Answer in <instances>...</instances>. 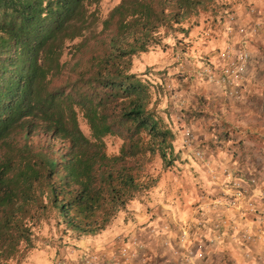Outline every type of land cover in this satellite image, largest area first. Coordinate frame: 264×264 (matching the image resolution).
Returning <instances> with one entry per match:
<instances>
[{"label":"trees","instance_id":"trees-1","mask_svg":"<svg viewBox=\"0 0 264 264\" xmlns=\"http://www.w3.org/2000/svg\"><path fill=\"white\" fill-rule=\"evenodd\" d=\"M230 1L120 0L103 14V0H0V264L50 214L95 235L157 186V161L180 155L136 59Z\"/></svg>","mask_w":264,"mask_h":264},{"label":"rangeland","instance_id":"rangeland-1","mask_svg":"<svg viewBox=\"0 0 264 264\" xmlns=\"http://www.w3.org/2000/svg\"><path fill=\"white\" fill-rule=\"evenodd\" d=\"M119 1L103 0V14ZM244 1L247 18L235 8L223 11L218 19L211 10L202 12L191 20L201 24L187 36L169 35L165 45L136 59L137 68L148 67L151 79L159 83V112L176 133L180 155L170 168L157 161L161 177L157 186L138 195L86 245L81 241L84 237L58 230L55 215L50 214L36 226L34 246L26 247L19 261L11 264L39 261L36 250L48 253V264L56 260L66 264H264L260 259L248 260L242 245L228 235L224 239L215 225L227 212L220 205L211 207L215 199L225 196L229 179L255 177L264 188V28L247 37L236 30L231 36L224 34L230 13L237 15L236 25L264 19V4L239 2ZM227 38L251 51L239 98L199 74L207 63L221 64L219 49ZM185 127L193 129V147L204 151L203 159L194 155V148L184 146ZM201 208L210 211L204 224Z\"/></svg>","mask_w":264,"mask_h":264},{"label":"built area","instance_id":"built-area-1","mask_svg":"<svg viewBox=\"0 0 264 264\" xmlns=\"http://www.w3.org/2000/svg\"><path fill=\"white\" fill-rule=\"evenodd\" d=\"M252 12L255 8H251ZM237 15L230 13L228 16V36L236 30L242 37L255 35L264 28V19H255L250 25H236ZM236 23V24H235ZM219 63H207L199 72L207 81L224 86L227 94L239 98L247 78L251 61V51L245 45H237L230 38L219 49ZM195 135L190 127L183 130V144L185 147L194 148ZM197 158H204V151L194 148ZM229 185L222 199H215L211 207L223 206L228 216L220 215L215 225L224 239L229 236L233 242H238L244 248L248 260H263L264 262V188L260 186L255 177H237L229 179ZM201 222L204 224L208 213L205 208L198 210ZM225 212V211H224ZM222 228V230H220ZM257 245V251L253 249ZM52 264H66L56 260Z\"/></svg>","mask_w":264,"mask_h":264},{"label":"crops","instance_id":"crops-1","mask_svg":"<svg viewBox=\"0 0 264 264\" xmlns=\"http://www.w3.org/2000/svg\"><path fill=\"white\" fill-rule=\"evenodd\" d=\"M240 0H232V1H230L231 3H233L234 4V7L233 8H235V9H237V12H239L240 14H244V15H246L245 17L247 18L248 17V10H247V7L245 6L246 5V1H244V2H239ZM247 1H249V3H250V1H253V2H256V3H260V4H264V0H247ZM251 15V14H250ZM250 15H249V17H250ZM227 28V27H226ZM226 28H225V31H224V34L226 35V36H228V32H227V30H226ZM228 39V38H227ZM223 42V45L226 43V39L225 40H223L222 41ZM222 45V46H223ZM98 234H100V233H98ZM98 234H95V235H88V236H84V239H81V241H82V244L83 245H86V244H88L89 243V241H92L93 240V238L95 237V236H97ZM82 251H84V250H82ZM31 256V255H30ZM34 256H36V258L34 257ZM34 258L35 259H38L39 258V261H33V262H25L24 264H48V262L46 263V261H47V259H49V255H48V253L47 252H42V253H40V250H36V251H34ZM30 258V257H29ZM49 261V260H48ZM73 264H74V262H73Z\"/></svg>","mask_w":264,"mask_h":264}]
</instances>
